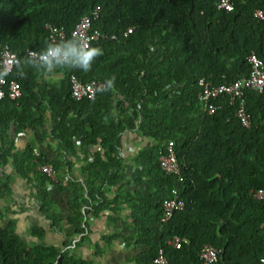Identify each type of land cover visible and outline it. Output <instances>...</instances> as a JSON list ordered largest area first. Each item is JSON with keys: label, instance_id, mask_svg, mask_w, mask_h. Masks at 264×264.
Masks as SVG:
<instances>
[{"label": "trees", "instance_id": "1", "mask_svg": "<svg viewBox=\"0 0 264 264\" xmlns=\"http://www.w3.org/2000/svg\"><path fill=\"white\" fill-rule=\"evenodd\" d=\"M231 3L224 11L213 0H0V43L21 59L25 49L40 51L49 41L47 24L63 26L65 40L71 39L69 30L79 17L98 7L91 28L99 35L89 43L103 54L89 72L59 68L43 74L28 67L20 77L13 66L6 78L18 83L20 96L0 99V167L9 161L13 172L33 185L37 211L51 220L50 227L59 220L50 214L56 205L45 189L52 184L68 192L67 222L75 234L83 231L86 213L124 210L133 244L142 247L134 255L137 264H151L158 249L166 264H203L198 257L203 244L216 250L209 264H264V200L250 194L264 187V87L242 88L247 127L225 96L211 99L220 107L209 114L196 98L199 78L219 84L246 75L249 51L264 64V16H253L264 0ZM71 75L103 84L114 76L115 83L94 98L74 99ZM45 124L42 138L54 143L53 158L34 153L27 143L14 146L13 135ZM125 132L145 142L130 156L138 173L123 182L119 148ZM168 141L179 180L158 166ZM77 155L81 180L63 182L59 175L70 171L68 157ZM44 163L54 180L36 170ZM131 183L134 188L126 190ZM9 189L6 175L0 178V197L7 198ZM171 190L183 204L161 221V204L173 196ZM42 229L28 228L39 240L28 244L14 221L0 213V264H89L65 240L61 247L41 242ZM172 236L180 239L178 247L168 243Z\"/></svg>", "mask_w": 264, "mask_h": 264}, {"label": "built area", "instance_id": "2", "mask_svg": "<svg viewBox=\"0 0 264 264\" xmlns=\"http://www.w3.org/2000/svg\"><path fill=\"white\" fill-rule=\"evenodd\" d=\"M213 5L216 9L229 11L232 9L231 0H213ZM98 15V7H94L89 16H81L69 30V36L71 38L79 37L85 42L96 40L99 33L97 29L91 28V21ZM253 16L257 19H262L264 16V8H258L253 11ZM48 40L49 41H63L66 38L65 29L61 25L47 24ZM130 27H127L124 31V35L130 31ZM30 49H25V55ZM17 58L13 51L9 49L6 44L0 43V70L5 66L9 67V73L13 66L9 64V61ZM245 60L248 65V72L246 75L241 76L229 82H222L219 84H213L210 80L199 78L197 83L199 90L197 91L196 98L201 105V110L204 113H211L216 108L220 107V103H213L211 99L219 96H225L230 104L234 107V116L238 118L242 126L247 127L249 120L248 115L244 110V101L242 96V88H247L255 91H261L264 87V64L260 58L251 50L247 53ZM69 95L74 99L80 98H94L97 88L103 85V82L97 79H89L87 81H81L75 76L68 78ZM20 96V88L18 83L11 78H4L0 81V99L6 98L9 100H15ZM159 168L167 174H173L176 178L180 179L179 165L175 159L172 142L168 141L164 146V151L157 156ZM36 170L44 173L49 179L54 180L55 174L50 164H38ZM173 196L169 199H165L161 204V221H166L170 218L172 212L182 207L181 199L176 197L174 190H171ZM253 198L258 200H264V187L257 188L250 191ZM180 239L177 236L169 238L168 243L173 247H178ZM216 256V250L207 244H203L198 251V257L203 264H209L214 261ZM151 264H166V259L161 251L158 249L155 256L151 259Z\"/></svg>", "mask_w": 264, "mask_h": 264}, {"label": "crops", "instance_id": "3", "mask_svg": "<svg viewBox=\"0 0 264 264\" xmlns=\"http://www.w3.org/2000/svg\"><path fill=\"white\" fill-rule=\"evenodd\" d=\"M47 124L43 125L41 128H28L25 131L16 133L13 135L12 140L16 148H21L26 143L32 147L34 153H41L47 158H53L55 156L54 143L47 138H42L43 134L47 131ZM144 140L130 132H125L121 136V146L119 148V154L123 157L122 161V171H121V180L126 182L131 178L132 175L138 173V168L136 165L130 162V156L136 152L138 146L144 143ZM81 155H77L79 157ZM70 158V159H69ZM71 162L70 171L66 172L65 179L75 178V180H81L76 172L77 162H73L75 158L68 157ZM77 159H75L76 161ZM4 170L7 171L8 185L14 187L16 184L17 189L21 185H25L27 182L25 179L18 177L12 170V166L8 161L4 165ZM134 186L131 183L126 187V190L133 189ZM143 193L146 192L144 187H141ZM12 190V189H11ZM22 192H24L22 190ZM64 192V202L63 208H60V211H63V231L60 229L56 230L55 233L61 235L63 233L64 240L66 241L67 247L70 248L77 256L86 259L89 261V264H137L134 260V255L142 248L133 244V230L128 226L130 220L126 218L125 211H119L118 213H113L111 210L104 209L99 211L95 216H92L90 213H86L82 218L81 226L83 221L85 226L83 231L79 234L73 232V226L67 222L68 210H67V200L68 192L67 191H57L53 188L50 190L51 195H53V200L58 205L56 196ZM10 198L4 196L0 197V213L6 219H12L14 221L15 229L21 225H27V220L34 217V213L38 216H42L36 210V204L34 203L32 194H21L22 197L19 199L16 195ZM113 194V188H109L107 196L111 197ZM16 199L14 200V198ZM62 215V214H61ZM32 216V217H31ZM119 217L120 219L116 220L113 224L109 222V218ZM26 223V224H25ZM18 225V226H17ZM16 230V231H17ZM108 234H116V236L105 241L104 237ZM50 239V236H49ZM44 243V241H42ZM52 244L51 242H48ZM54 245V244H53ZM96 247H99V250L94 253Z\"/></svg>", "mask_w": 264, "mask_h": 264}, {"label": "clouds", "instance_id": "4", "mask_svg": "<svg viewBox=\"0 0 264 264\" xmlns=\"http://www.w3.org/2000/svg\"><path fill=\"white\" fill-rule=\"evenodd\" d=\"M103 54L102 49L73 37L63 41H46L40 51L29 50L25 57L15 58L9 64L16 69V75L23 77L26 68L32 67L43 74L53 73L59 68H78L87 73L91 70L94 60ZM9 75V67L0 70V81ZM115 77L106 80L97 91L104 93L114 87Z\"/></svg>", "mask_w": 264, "mask_h": 264}, {"label": "rangeland", "instance_id": "5", "mask_svg": "<svg viewBox=\"0 0 264 264\" xmlns=\"http://www.w3.org/2000/svg\"><path fill=\"white\" fill-rule=\"evenodd\" d=\"M47 130V129H46ZM73 158H75V159H77L76 161H75V159H74V161L73 162H77V164H76V172L78 171V167H79V165L82 163L81 161H82V159H81V156H79V157H73ZM11 171H13V170H11ZM7 174H9V173H7V171H5L4 170V167H0V178H5V176L7 175ZM65 176H66V173H64V172H62L60 175H59V178H62V180H63V182H64V180H65ZM57 178H58V176H57ZM9 186V185H8ZM45 187V186H44ZM9 190H8V192L6 193L7 194V198H10L11 200H12V196L13 195H15V193H16V191H17V198H21L22 197V195L23 194H26V192H28V194L30 195V194H32L34 191H33V185H29V183L28 182H25V185L23 186V185H21L20 187H19V189H17V187H16V184L14 185V187L12 186V187H10L9 186ZM12 189V190H11ZM45 189L46 190H51V189H53V187H52V184L51 185H46V187H45ZM22 190L24 191V192H22ZM22 194V195H21ZM51 194V193H50ZM31 196H33V195H31ZM52 196V199L54 198L53 197V195H51ZM16 199V197L14 198V200ZM56 199H57V202H58V205L57 206H55L53 209H52V211H51V213L50 214H52L53 216H55V217H58L59 218V220H58V222L55 224V225H53L52 227H50V222H51V220H49L48 218H45L43 215L42 216H38L37 214H35L34 213V217L33 218H29L28 220H27V222L26 223H28L27 225H21L19 228H18V230H17V227H16V229H15V226H14V229H15V231H16V233L18 234V236L22 239V240H24L25 242H27L28 244H35V243H39L38 241L39 240H37L36 238H34V237H31L30 235H29V233H28V228L30 227V226H32V225H36V226H41L43 229V238L41 239V242L42 241H44V243H48V242H51L52 244H54V245H56V246H60L61 247V242H63L64 241V237H63V233H61V235H58L57 233H55V231L56 230H62V232H64L63 231V220H64V218H63V211H60V208H63V202H64V192H62L61 194L59 193V194H57V196H56ZM56 205V204H55ZM36 210H37V207H36ZM38 212V211H37ZM41 214V213H40ZM62 214V215H61ZM32 217V216H31ZM25 223V224H26ZM18 226V225H17ZM49 236H50V239H49Z\"/></svg>", "mask_w": 264, "mask_h": 264}]
</instances>
